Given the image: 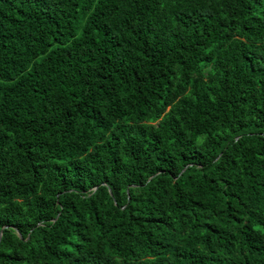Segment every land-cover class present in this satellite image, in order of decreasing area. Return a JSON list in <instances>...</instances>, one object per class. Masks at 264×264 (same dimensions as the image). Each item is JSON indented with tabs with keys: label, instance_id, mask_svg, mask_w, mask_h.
I'll return each instance as SVG.
<instances>
[{
	"label": "trees",
	"instance_id": "trees-1",
	"mask_svg": "<svg viewBox=\"0 0 264 264\" xmlns=\"http://www.w3.org/2000/svg\"><path fill=\"white\" fill-rule=\"evenodd\" d=\"M0 264H264V0H0Z\"/></svg>",
	"mask_w": 264,
	"mask_h": 264
},
{
	"label": "water",
	"instance_id": "water-1",
	"mask_svg": "<svg viewBox=\"0 0 264 264\" xmlns=\"http://www.w3.org/2000/svg\"><path fill=\"white\" fill-rule=\"evenodd\" d=\"M1 238V237H0Z\"/></svg>",
	"mask_w": 264,
	"mask_h": 264
}]
</instances>
